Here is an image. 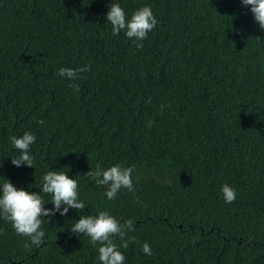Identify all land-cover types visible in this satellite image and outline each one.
Listing matches in <instances>:
<instances>
[{
  "label": "trees",
  "instance_id": "obj_1",
  "mask_svg": "<svg viewBox=\"0 0 264 264\" xmlns=\"http://www.w3.org/2000/svg\"><path fill=\"white\" fill-rule=\"evenodd\" d=\"M111 3L129 19L150 7L156 27L142 42L113 36ZM84 66L76 80L57 74ZM25 132L36 137L33 167L17 168L11 137ZM97 164L134 167L135 191L108 199L86 175ZM50 170L77 180L85 209L44 221L40 246L0 217V264H100V245L70 231L80 215L100 211L133 222L127 249L112 238L124 264H264V30L250 8L0 0V185L6 178L37 192L51 209L40 191ZM225 184L236 193L231 203Z\"/></svg>",
  "mask_w": 264,
  "mask_h": 264
},
{
  "label": "clouds",
  "instance_id": "obj_2",
  "mask_svg": "<svg viewBox=\"0 0 264 264\" xmlns=\"http://www.w3.org/2000/svg\"><path fill=\"white\" fill-rule=\"evenodd\" d=\"M245 7H249L254 21L261 30H264V0H241ZM106 21L110 23L112 35H119L122 31L125 36L136 41H143L156 25L157 20L150 7L144 6L136 10L129 18H126L124 9L118 3H111ZM138 48L143 44L138 43ZM89 67L84 66L78 69L61 68L58 75L70 80L79 79L78 73L88 71ZM74 91L79 92L78 85H72ZM37 123L43 124L40 120ZM148 126H151L149 122ZM36 137L25 132L21 137H11V144L20 154L11 158L12 165L17 168L21 166L33 167L34 157L30 153V146L35 142ZM134 167H121L120 165L103 169L97 164L95 170H90L86 175L97 185L106 187V197L115 199L118 192L124 188L134 192L132 183V172ZM42 193L51 196L53 208H45L42 195L37 192L18 189L13 183L5 178L0 185V217L11 223L16 234L27 237L32 245L40 246L44 243L45 233L41 229L44 221L49 224L52 218L59 213L60 216L67 215L69 209L83 212L85 204L79 199L78 182L69 178L66 173L56 170L47 171L42 178ZM225 203H231L236 198L235 190L225 184L221 188ZM63 206V207H62ZM48 219L45 220L44 218ZM70 231L76 235L87 236L92 245L99 244L98 261L100 264H124L125 256L118 250L113 237H119V247L127 249L129 241H135V237H127V232L134 231L133 222L128 220L123 224L107 211H100L97 215H80L79 219L72 225ZM28 246L27 244L25 245ZM143 252L152 255L150 245L143 244Z\"/></svg>",
  "mask_w": 264,
  "mask_h": 264
}]
</instances>
